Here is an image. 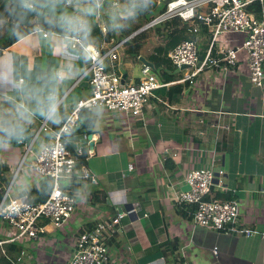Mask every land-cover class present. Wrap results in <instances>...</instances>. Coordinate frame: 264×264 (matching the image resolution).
Masks as SVG:
<instances>
[{
  "label": "crops",
  "instance_id": "1",
  "mask_svg": "<svg viewBox=\"0 0 264 264\" xmlns=\"http://www.w3.org/2000/svg\"><path fill=\"white\" fill-rule=\"evenodd\" d=\"M141 1L147 2L132 3L124 8L123 16L132 15ZM71 21L69 30L75 35L62 37L38 30L0 49V166L7 168L0 170V179L3 190L7 182L11 185V199L36 200L32 191L43 179L32 164L41 147L53 139V128L59 124L57 109L62 108L67 118L76 100L90 96L87 62L81 61V47L71 38H81L82 29L79 22ZM228 38L236 39L229 45L239 49L240 36ZM147 40L140 57L150 62L148 51L159 44L147 47ZM97 41L94 46L102 42L101 38ZM200 42L201 50L205 49L208 37L203 33ZM124 59L123 51L119 62L107 59L108 69L124 75V84H135L143 64H125ZM247 76V57L239 50L236 75L223 80L211 68L198 74L192 85L174 83L159 89L148 101L143 119L85 109L88 115L81 116L70 141L83 145L92 175L84 181L97 189L80 186L82 179L69 182L76 199L70 221L61 230L42 223L45 229L37 239L15 242L21 250L19 264H67L76 232L88 231L101 219L131 208L137 213L121 220L120 234L104 233L107 254L103 264H264V81L259 88ZM219 113L232 131L215 139L209 124ZM44 123L48 130L43 136ZM20 127L30 141L13 146L9 138ZM198 168L222 171L223 187L216 184L215 189L236 196L238 218L221 232L194 226L191 216H182L176 201L185 192L186 175ZM246 229L256 234L245 237L236 232ZM10 236L2 222L0 241ZM2 256L0 248V264Z\"/></svg>",
  "mask_w": 264,
  "mask_h": 264
},
{
  "label": "built area",
  "instance_id": "2",
  "mask_svg": "<svg viewBox=\"0 0 264 264\" xmlns=\"http://www.w3.org/2000/svg\"><path fill=\"white\" fill-rule=\"evenodd\" d=\"M123 1L95 0L93 5L96 12L95 25L103 37L98 46L85 47L79 37H71L81 47L83 52L81 61L87 62L85 71L90 96L76 100L73 110L59 131L53 133L50 143L41 147L32 164L34 172L41 178L50 180L49 197L41 203H32L27 199H11L9 198L11 185L3 190L0 179V219L11 231L9 238L0 241L3 256L7 255L2 247L4 244L37 239L45 229L42 223L55 230H61L73 216L76 199L63 189L62 182L92 179L86 165H78L80 156L84 153L83 145L72 144L70 141L72 131L78 125L83 110H99L109 115L119 113L129 118L143 119L146 105L158 89L169 88L174 83L192 85L198 74L211 68L221 74L223 80L236 75L239 50L247 57L249 82L259 88L263 85L264 0H155L154 7H157V10L153 11L151 21L141 29L145 31L174 19L185 24L187 37L181 38L169 52L172 67L185 73L182 78L172 76L170 82L164 83L149 66L142 65L139 81L135 84L122 85V74L108 71L106 60L109 59L111 63L119 62L126 41L137 34L121 39L117 16H121L118 9L122 8ZM105 2L110 3L111 8L104 7ZM255 3L260 6L259 12L250 9ZM24 4L33 8L30 0ZM101 18L108 24L101 23L99 21ZM202 29L206 31L208 44L203 54H200ZM230 35L240 36L239 49L229 45L237 41L228 38ZM47 36V33H43V37ZM116 39L119 40L115 41ZM182 67H185V70ZM189 70L191 72H188ZM221 116L223 113H219L209 124L215 139L232 131L231 125L221 121ZM41 130H48L45 123ZM222 175V171L215 172L210 168L193 169L186 175L185 184L189 186V190L180 192L176 196V201L179 204L193 206L190 216L194 226L221 232L237 220L239 207L236 201L206 200V197L212 196V187L216 184L222 186L220 178ZM136 213L135 208L118 212L96 222L90 230L74 235L72 256L67 264H103L107 254L104 233L120 234L121 220ZM236 232L245 237L256 234V231L251 229ZM216 248H213L214 255L217 254ZM8 261V264H19L20 259Z\"/></svg>",
  "mask_w": 264,
  "mask_h": 264
},
{
  "label": "trees",
  "instance_id": "3",
  "mask_svg": "<svg viewBox=\"0 0 264 264\" xmlns=\"http://www.w3.org/2000/svg\"><path fill=\"white\" fill-rule=\"evenodd\" d=\"M69 1L70 0H30L33 8H29L19 0H0V49H6L22 38L38 30L62 37L68 35V24L70 20L74 18L75 12L79 10L78 3L69 6ZM149 1H151V8H153L155 3L152 5V0H147V2L141 1L139 6L133 9L132 15H126L122 18L117 17V24L121 32V39H125L130 35L136 33L145 24L151 21L153 11L150 12L149 8L146 7ZM250 9L255 12H259L260 6L258 5V3H255ZM2 21L6 22L5 31H2ZM186 28L187 26L185 24H181L178 19H174L171 22H166L152 29H154L157 43L163 44V48H165L169 52L174 48L178 41L182 37H184ZM149 30L151 29L139 32L126 41L123 50V59L125 58L124 60L127 59L132 62L139 63L138 58L140 57V51L148 38L147 31ZM201 32L203 34L206 33L204 29H202ZM99 37L102 38V35L94 24L92 25V31L87 35L83 34L80 39L83 46L86 47L90 45V39ZM108 39L109 38H107V40ZM159 51H161V49ZM155 59L156 60H154V58L152 57L151 61L149 60L153 64L154 73L162 82H170L172 79V73L164 71L160 64L156 62H161V59ZM86 115H88L87 111L83 110L82 116ZM55 116L58 117L57 119L59 120V124L57 127L53 128V131L57 132L59 131L62 123L66 120L67 115L64 114L63 109L59 107L55 113ZM56 117H54V119ZM73 134L74 131H72V135ZM19 140H22V143H18ZM29 141L30 137L27 136L26 131L22 127L17 130L15 135H12L9 138V143L13 146H22L24 142L28 143ZM86 155L87 153L84 152L80 156L78 165H86ZM6 169V167L0 166V170L4 171ZM69 184V182L67 185L63 184V189L65 191H68L71 196H74L72 191L75 190L71 188L69 190ZM72 188H76V185H74ZM50 190V180L43 179L41 186L38 189L34 190V192L32 191V193L37 196L36 200L31 201L29 197L27 199L32 203L44 202L49 197ZM211 192L212 196L206 197V200L208 201L214 200L224 202L236 200V196L233 195L231 191L223 192L215 189L214 186L211 188ZM180 208L182 209V216L188 218L191 214L193 206L180 204ZM4 248L7 252V255L2 256L1 258L3 264H8V259L15 260L21 251L18 243L7 244L4 246Z\"/></svg>",
  "mask_w": 264,
  "mask_h": 264
},
{
  "label": "rangeland",
  "instance_id": "4",
  "mask_svg": "<svg viewBox=\"0 0 264 264\" xmlns=\"http://www.w3.org/2000/svg\"><path fill=\"white\" fill-rule=\"evenodd\" d=\"M137 1L138 0H133V2H132V0H124L123 2L125 3V6L123 7V8H121V9H118V13H119V16L120 15H125L126 14V12L127 11H125L124 10V8L126 9V8H128V7H132V3H137ZM76 3H78V6H80V9L78 10V11H76L75 12V15H74V20H75V22H76V24H78V22L80 23V27H81V29H82V35H81V37L83 36V34L84 35H87L89 32H91L92 31V25H94L95 23H96V12L93 10V5H94V3H95V0H70L69 1V6H72L73 4H76ZM154 4V1L152 0V5ZM151 1H149V3L147 4V8H149V11L151 12V11H155V10H157V7H153V8H151ZM103 6L104 7H106V8H111V5H110V3H108V2H105L104 4H103ZM117 11V10H116ZM116 14H117V12H116ZM118 17V16H117ZM124 17V16H123ZM99 21L101 22V23H104V24H108V22L105 20V19H103V18H101V19H99ZM71 23H72V21L68 24V29L67 30H69V26L71 25ZM1 24H2V31H5V26H6V22H4V21H2L1 22ZM74 25V29L75 28H77V25ZM96 26V25H95ZM155 27H157V26H155ZM97 28V27H96ZM154 28V27H153ZM99 30V29H98ZM73 31V29H71V30H69L68 31V35H75V34H73V33H71ZM100 31V30H99ZM101 33V32H100ZM147 34H148V36H149V38H148V40H147V47H152V46H154L155 44H157V42L155 41V40H153V38H152V36H154L155 37V34H154V29H152L151 28V30H149V31H147ZM185 37H187L186 36V34L184 35V37H182V38H185ZM97 40H99L100 41V37L99 38H92V39H90V41H89V43L91 44V45H93V44H98L99 42L97 41ZM101 40H103V37L101 38ZM119 39H116L115 41H118ZM98 43H97V42ZM159 44V43H158ZM164 47V45L163 44H159L158 45V47H156L155 49H157V50H152V51H148L149 53H151V56H150V61H151V59H152V57L154 58V60H156L155 58H157V59H161V62L160 61H156L157 63H159L160 64V66L164 69V71H170L171 70V73L173 74H182L183 75V72H180V71H178V70H175L173 67H172V65H171V63H170V61H169V52H168V50H166L165 48H163ZM161 49V51H159V50ZM204 50V49H203ZM203 50H201V52H200V54H203ZM147 52V53H148ZM146 54V53H145ZM132 62V61H130V60H125L124 62H125V64L127 63V62ZM152 63V62H151ZM109 71H111L110 69H108ZM185 70V69H184ZM188 72H191V70H189ZM93 111H96V110H93ZM42 134H43V136L45 135L44 134V131L42 132ZM39 138H41V136L39 137ZM9 176H11V175H9ZM63 184H68L66 181H63L62 182ZM91 182L90 181H84V180H81V181H79V185L80 186H83L84 188H86V187H88V188H90L91 190H95V189H97V187L96 186H94L92 183L90 184ZM8 184H9V182H7V186H8ZM6 186V187H7ZM6 187H5V189H6ZM4 189V190H5ZM13 191H15L16 189L15 188H13L12 189ZM10 194V193H9ZM123 201H124V199H123ZM121 202V201H120ZM2 220L0 219V224H2ZM4 223V222H3ZM5 224V223H4ZM6 229H9L7 226H6ZM57 233H59V231L57 232ZM77 234V232L75 233V235ZM18 257H20V254L17 256V258ZM16 258V259H17ZM15 259V260H16ZM22 259H23V256H21V262H22Z\"/></svg>",
  "mask_w": 264,
  "mask_h": 264
},
{
  "label": "water",
  "instance_id": "5",
  "mask_svg": "<svg viewBox=\"0 0 264 264\" xmlns=\"http://www.w3.org/2000/svg\"><path fill=\"white\" fill-rule=\"evenodd\" d=\"M141 31H142V29H139L136 33L141 32ZM138 61L141 62L143 65H147L152 70H154L153 64L148 62V61H146L144 58L139 57ZM182 69H185V67H182ZM124 79H125V76L123 75L122 76V80H121V84L122 85L124 84ZM78 128L79 127L74 129V131L77 132ZM87 140L89 141V150H90V153L92 154L93 153V149H94V141L92 140V135L91 134L87 136ZM182 190L185 191V192L188 191L189 190V186L186 184Z\"/></svg>",
  "mask_w": 264,
  "mask_h": 264
}]
</instances>
